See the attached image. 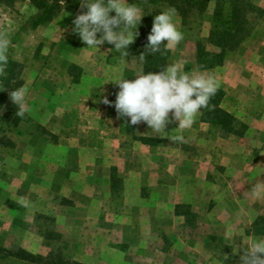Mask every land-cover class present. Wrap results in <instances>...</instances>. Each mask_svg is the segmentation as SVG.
Segmentation results:
<instances>
[{
    "label": "rangeland",
    "instance_id": "rangeland-1",
    "mask_svg": "<svg viewBox=\"0 0 264 264\" xmlns=\"http://www.w3.org/2000/svg\"><path fill=\"white\" fill-rule=\"evenodd\" d=\"M249 1L251 30L219 65L196 64L197 43L218 52L207 41L213 0L206 14L177 16L184 39L166 49V65L215 77L236 128L200 112L189 128L154 132L102 103L119 90L109 80L143 72L138 36V55L99 52L72 31L80 3L21 31L33 4L0 0V38L19 65L0 75V264H242L244 242L264 238V0ZM140 7L151 26L167 8ZM20 87L22 116L9 98Z\"/></svg>",
    "mask_w": 264,
    "mask_h": 264
},
{
    "label": "clouds",
    "instance_id": "clouds-1",
    "mask_svg": "<svg viewBox=\"0 0 264 264\" xmlns=\"http://www.w3.org/2000/svg\"><path fill=\"white\" fill-rule=\"evenodd\" d=\"M80 4L85 11L73 19L72 31L78 34L85 48L99 51V46L107 43L113 46L109 51L119 50L124 57L128 56L129 46L138 36V25L145 16L143 9L127 0H80ZM177 16V9L169 6L153 17L145 52L156 53L180 44L184 33L177 26ZM162 41H166L163 47ZM7 47L8 41L0 38V75L7 65ZM108 82L115 83L119 90L114 101L104 97L102 103L114 106L117 117L127 118L128 124L144 122L154 132H166V126L173 120L178 122L176 128H189L200 111L210 107L209 101L219 88L218 81L206 70L188 72L174 63L157 72H141L132 80L119 78ZM25 97L24 87L9 93L16 115L24 114ZM244 243L248 247L241 256L242 264H264V238Z\"/></svg>",
    "mask_w": 264,
    "mask_h": 264
},
{
    "label": "trees",
    "instance_id": "trees-1",
    "mask_svg": "<svg viewBox=\"0 0 264 264\" xmlns=\"http://www.w3.org/2000/svg\"><path fill=\"white\" fill-rule=\"evenodd\" d=\"M11 2V0H3ZM135 1L140 6L162 3L167 7L173 6L177 9L178 16L182 21H186L191 15L201 16L206 14L210 8L211 0H128ZM36 9V13L29 18L21 31L29 27H37L50 22L62 9L74 12L78 7L80 0H30ZM258 12V9L251 4L249 0H213L211 15L209 18L210 31L207 37L208 43L218 48V52H209L205 50L202 43L196 45V64L199 69H207L219 65L226 52L236 49L244 37L250 32L252 23L250 15ZM141 20L138 25V44L145 48L147 36L150 33L151 25L143 23ZM163 47V46H161ZM140 48L131 44L128 53L138 55ZM169 53L166 49L151 53L146 51L144 58L143 72H157L166 65ZM8 56V55H7ZM7 65L17 66L7 60ZM6 65V67H7ZM19 71V70H18ZM12 78H19L12 75ZM19 80V79H18ZM221 92L217 90L216 94L210 99V107L202 109L201 120L209 124L220 126L221 131L231 132L235 127V119L220 108ZM211 120V121H210ZM30 262L41 263L39 256H29ZM62 264H80L73 261Z\"/></svg>",
    "mask_w": 264,
    "mask_h": 264
}]
</instances>
